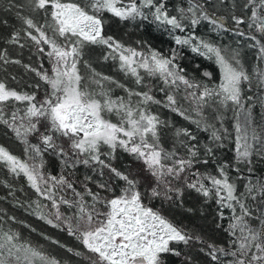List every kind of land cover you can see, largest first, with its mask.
Listing matches in <instances>:
<instances>
[{
    "label": "snow or ice",
    "instance_id": "1",
    "mask_svg": "<svg viewBox=\"0 0 264 264\" xmlns=\"http://www.w3.org/2000/svg\"><path fill=\"white\" fill-rule=\"evenodd\" d=\"M207 2L187 0L186 9H178V15L170 16L164 0H30L31 11L42 14L44 22L38 24L32 18L21 17L26 25L25 35L51 68L44 69L43 63L39 69L25 65L47 85L39 99L35 92H20L0 81V124L26 145L27 157L21 159L0 145V165L25 177L35 193L50 202L55 209L51 213L54 219L44 215L40 218L53 227L67 225L69 234L91 253L89 264H168L169 256H180L173 245L202 243L201 237L190 235L145 203L146 198L179 199L183 195L181 184L204 197L213 196L219 206V220H228L224 229L229 236L228 246L206 245L214 264H222L221 257L229 258L227 264H264V180L254 181L249 176L245 190L240 192L229 176L227 162L219 164L215 173L201 172L197 165L207 166L210 161L200 159L197 136L187 128L176 129L173 147H165L162 136L168 124L150 110L151 104H163L202 131H210L209 138L215 147H223L222 141L231 138L236 164H244L251 172L250 158L264 156V127L257 130L252 106H245L243 92L245 86L253 84L264 90V70L250 73L238 52L216 47L194 33L183 38L177 35L176 45L190 46L193 53L214 59L218 65L217 83H197L175 63V51L168 57L155 50L145 55L104 33L106 14L121 21L147 20L151 16L180 32L185 30L186 21L194 27L203 20L213 29L232 31L253 41L251 47L259 46L257 59L264 61V42L240 29L247 24L248 29L264 34V0H245L242 7L250 15H233L234 28H228L223 17L209 14L205 10ZM19 36L13 34L11 42L20 44ZM88 46L107 49L103 60L118 61L120 71L133 77L136 85L143 84L145 75L161 80L167 89L161 88L166 102L155 99L148 91L127 88L94 69L90 76L82 75L78 65ZM0 60L9 62L3 52ZM84 63L91 68L87 61ZM204 76L211 80L212 74L205 72ZM108 85L122 88L126 96L113 97ZM180 92L184 93L181 99L188 102L187 109L178 102ZM206 109L215 113L212 119L219 122V128L208 122ZM225 110L233 112V132L224 127ZM29 137H35L37 143H31ZM118 150L141 165L136 176L112 166L110 160ZM49 152L66 169L83 165L101 177L107 169L109 178L97 182L95 191L87 182L77 188L70 174L52 175L44 171L43 156ZM204 155L214 157V148L205 145ZM232 170L242 172L239 167ZM113 179L123 182L118 194ZM237 179L244 177L238 175ZM85 180L91 181L92 177ZM61 205L72 210V214L61 212ZM0 264L59 262L39 248L21 242L19 234L0 231Z\"/></svg>",
    "mask_w": 264,
    "mask_h": 264
},
{
    "label": "trees",
    "instance_id": "2",
    "mask_svg": "<svg viewBox=\"0 0 264 264\" xmlns=\"http://www.w3.org/2000/svg\"><path fill=\"white\" fill-rule=\"evenodd\" d=\"M244 2L245 0H208L205 3V10L209 14H214L215 17H223L222 22L228 28H234L235 25L231 20L233 15L237 17L244 16L245 18L250 15L242 7ZM164 3L170 16L178 15V9L188 7L187 0H164ZM201 3H204V0H201ZM21 17L32 18L38 24L44 22L42 14L31 11L30 0H0V52L6 53V59L9 60L8 63L0 60V81H4L8 87L20 92H35L39 99L44 95L47 85L25 65L39 69L41 63H43L44 69L49 71L51 65L46 57L38 52L37 46L25 35L26 25ZM104 23L105 35H110L122 45L137 49L145 55L149 54L151 50H155L168 57L175 51V63L185 69L184 75L187 78L197 83L209 85L217 83L219 80L218 65L214 59H208L205 56L193 53L190 46L176 45L174 38L177 35L183 38L194 33L195 36L216 47L238 52V58L250 73L255 72L257 69L264 70V61L257 59L259 46L251 47L253 41L245 40L232 31L213 29V26L208 24L207 21L202 20L194 27L186 21L183 32L171 30L170 26L156 22L151 16L147 20L137 18L136 20L121 21L111 16V14H106ZM240 29L255 34L264 42V34L255 32V29H248L247 24L241 25ZM15 33L20 34V44H23V47L20 44L11 42V38ZM106 51L107 49L102 46H88L85 49L81 63L78 65L81 74L90 76L91 70L94 69L96 73L109 76L127 88L136 91H148L155 99L165 101V92H162L161 88L166 89V86L161 80L145 75L143 84L136 85L133 77L126 76L120 71L118 61L103 60L102 57ZM13 61H19V63ZM84 61H87L91 68L87 67ZM205 72L212 74L211 80L204 76ZM108 86L112 89L113 97L126 96L122 88L114 85ZM183 95L184 93L180 92L177 99L179 104L187 109L188 102L181 99ZM243 95L245 106L249 104L252 106V117L259 131L260 128L264 127V90L253 84L251 87H244ZM249 96L252 97L250 101L247 100ZM150 110L168 124V127L163 129L162 136L165 147H173L176 129L187 128L197 136L200 159H209L210 161L207 166L197 165L201 172L215 173L219 164L227 162L230 165L228 169L229 176L236 181L240 192L245 190L244 184L247 183L249 176L254 181L264 180V156L253 155L250 158L252 163L250 165L251 172H249V167L244 164H236L233 152L234 145L231 138L222 141L223 147H215L209 138L210 131H202L189 120L164 107L163 104H151ZM205 114L208 122L215 123L219 128V122L212 119L215 113L211 109H206ZM193 116L196 118L195 114ZM224 117V127L229 132H233V112L225 110ZM112 119L115 121L114 117ZM203 127L204 124L202 123L201 128ZM29 140L33 144L37 143L35 137H29ZM0 145L5 146L12 154L21 159L27 158L24 151L26 145L21 143L14 133L3 124H0ZM205 145L214 148V157L204 155ZM181 154H184L183 149H181ZM43 159L45 161L44 171L52 175L70 174V178L77 182V188H80L82 183L87 182L88 186L95 191L97 182L109 178L107 169L104 170L103 177L83 165H79L75 169H66L60 159L50 152L45 153ZM102 159L108 158L102 157ZM110 163L122 172L131 173L132 176H136L141 167V165L133 162L128 154L119 150L115 153V157L110 160ZM233 167H239L242 172L233 171ZM238 175H242L244 179H237ZM89 176L92 177V180L86 181L85 178ZM112 183L118 194L119 187L123 182L113 179ZM144 187L141 186L142 191ZM181 187L183 195L179 199H173L172 201L162 198L151 201L145 199L146 204L160 212L171 223L184 229L190 235L201 237L203 241L202 243L193 241L189 246L183 244L173 245L180 252V256H169L167 258L168 264H214L207 255L206 245L228 246L229 236L224 231L228 226V220H219V206L213 196L204 197L182 184ZM65 195L72 198L70 193H65ZM249 204H253V202L249 201ZM37 205H40V207L38 208ZM54 211L55 209L50 207V202L39 197L30 187L25 177L22 175L16 176L5 166L0 165V231H11L19 234L21 242L39 248L45 254L54 257L59 264H89L88 257L91 253L88 252L80 240L69 234L67 225L53 227L46 222V219L40 218L41 215H44L49 219H54L51 215ZM61 212L69 216L72 214V210L63 205H61ZM225 212L227 215V210ZM218 224L220 227H217ZM54 241L58 243H54ZM76 253H80V255ZM228 259L221 257L222 264H227Z\"/></svg>",
    "mask_w": 264,
    "mask_h": 264
}]
</instances>
